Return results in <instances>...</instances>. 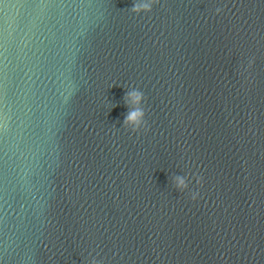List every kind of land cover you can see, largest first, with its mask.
<instances>
[{"label":"water","instance_id":"obj_1","mask_svg":"<svg viewBox=\"0 0 264 264\" xmlns=\"http://www.w3.org/2000/svg\"><path fill=\"white\" fill-rule=\"evenodd\" d=\"M131 4L0 0V264H264V0Z\"/></svg>","mask_w":264,"mask_h":264},{"label":"clouds","instance_id":"obj_2","mask_svg":"<svg viewBox=\"0 0 264 264\" xmlns=\"http://www.w3.org/2000/svg\"><path fill=\"white\" fill-rule=\"evenodd\" d=\"M153 3H155V0H132L130 11L133 13L149 12ZM253 62L254 57L247 56L245 61H241L237 66L239 73L247 75ZM122 101L126 111L122 116L120 125L126 127L132 133L144 129L147 121L145 120V110L143 108V94L136 88H129L125 90ZM168 180L170 186L177 192L183 193L187 189L186 193L190 201L198 200L200 193L189 188V184L200 185L202 183V177L198 173L193 172L191 176L187 172L183 174L174 173L170 175ZM88 264H103V259H97L93 256Z\"/></svg>","mask_w":264,"mask_h":264}]
</instances>
